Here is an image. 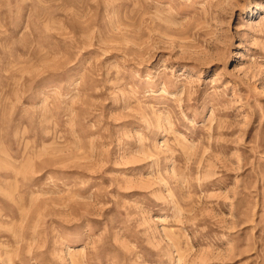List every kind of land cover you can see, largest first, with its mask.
I'll list each match as a JSON object with an SVG mask.
<instances>
[{"label":"rangeland","instance_id":"1","mask_svg":"<svg viewBox=\"0 0 264 264\" xmlns=\"http://www.w3.org/2000/svg\"><path fill=\"white\" fill-rule=\"evenodd\" d=\"M0 264H264V0H0Z\"/></svg>","mask_w":264,"mask_h":264}]
</instances>
